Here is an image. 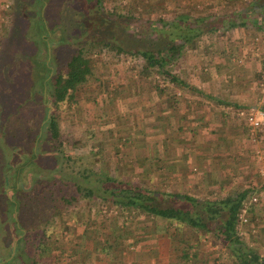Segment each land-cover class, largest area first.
<instances>
[{
    "label": "rangeland",
    "instance_id": "1",
    "mask_svg": "<svg viewBox=\"0 0 264 264\" xmlns=\"http://www.w3.org/2000/svg\"><path fill=\"white\" fill-rule=\"evenodd\" d=\"M245 1L100 0L98 5L89 0H18L21 5L17 6L16 3L15 7L22 9L25 17L36 12L34 25L29 27L31 30L28 33L35 31L41 35H36L31 43L23 38L15 46L17 51L6 47L8 53H4L3 57L8 62L3 64L0 83L9 84L10 91L0 86V97H5L6 105L12 101L17 103V98L27 95L26 76L30 74L32 77L34 70L25 71V62L33 52H38L39 59H45L42 37L49 50L47 55L52 60L53 75L54 72L61 74L66 71L64 64L68 55L65 54V47H74L75 42L81 43L82 53L90 64V73L76 90L74 101L69 105L63 103L60 107L58 121L63 152L73 155V160L83 162L94 172L102 170L118 179L138 182L151 189L168 192L183 190L213 197L249 185L244 198L246 219L236 222V230L245 244L264 256V173L259 171V151H264V124L251 137L243 117L237 114L239 108L233 104L264 109V29H258L251 23L218 30L205 29L193 38V42L183 44L167 63L172 73L187 82L188 85L183 88L167 82L168 88L159 91L166 84L165 80L160 79L158 73L153 76L143 74L140 54L130 55L127 52L132 48L163 47L168 36L161 31L160 22H171L180 12L187 13L193 19L231 13L232 10L240 11ZM14 3L15 0H0V44L9 38L22 39L23 34L17 31V25H28L24 15H19L18 20L13 15ZM42 16L46 22L41 25L38 21ZM78 16L80 19L75 18ZM193 19L190 23L194 25ZM77 29L81 35L74 41L73 32ZM59 36L63 37L62 42L58 40ZM104 42H115L123 49H113ZM175 42H180V39L176 38ZM32 43L39 46L38 51ZM13 65H20L21 75L19 72L16 75L18 80L10 76ZM178 93L195 107L186 109L181 105L183 109L178 111V106H171L168 99V116L162 117L167 120L165 132L168 135L163 137L159 115L150 112L166 101L163 97ZM148 95L156 105L154 111L147 108ZM21 98L19 101H22ZM219 99L226 102H219ZM43 104H36L37 112L33 110L29 114L25 113L26 107H22V102L17 111H13L12 107L11 111L15 117L21 116L18 121L30 124L33 120L39 121ZM6 109V106L3 110L0 108V118L2 111H8ZM170 110L183 116L179 118L178 114H170ZM5 115H2L3 119ZM176 118L180 123L178 128L174 123ZM3 121V124L0 122V131H6L7 141L2 142L3 137H0L1 157L8 152L6 145L16 143L17 149L21 148L17 140H22L20 144L23 145L27 141L23 137H13L11 129H7L10 122H6V119ZM36 125L35 130L41 128L38 122ZM229 139L232 140L230 146ZM174 142L180 144L181 152L175 150ZM166 143L174 144L168 150L160 147ZM169 159L171 162L165 164ZM195 159L198 160L194 162ZM228 162L235 164L232 166ZM4 190L9 191L10 187L5 186ZM52 190V195L49 191L43 193L44 197L41 195L40 200L45 201H40L42 205H36V208L43 210L38 217H31V213L25 209L21 244L27 249L22 255L31 254V246L44 223L42 220L50 217L53 203L60 202L58 197L61 193L55 188ZM251 195L256 196L255 201H250ZM142 221L160 226L159 229L168 234L170 245L176 246L173 247L175 249L179 250L187 242L191 243L186 249L190 255H214L217 259L212 260L214 264H236L226 245L210 233L196 234L193 228L185 224L174 225L172 221L157 216H136L133 211L120 209L107 200L82 195L78 196L76 204L62 205L58 214L50 218L44 227L49 232L44 241L50 249V264H69L70 255H83L81 252L86 250L85 245H90L95 255V249L102 243L105 245L109 243H106L108 240L112 242L118 239L115 227L119 230L118 227L140 224ZM3 227V223H0V231L4 232ZM96 227L97 234H92L93 241L81 243V235L84 236L85 231L95 232ZM11 233L18 238L17 232Z\"/></svg>",
    "mask_w": 264,
    "mask_h": 264
},
{
    "label": "trees",
    "instance_id": "2",
    "mask_svg": "<svg viewBox=\"0 0 264 264\" xmlns=\"http://www.w3.org/2000/svg\"><path fill=\"white\" fill-rule=\"evenodd\" d=\"M89 1L98 5L100 3V0ZM16 3L17 6L20 4L18 0H15L14 7ZM17 6L12 13L14 16H17L18 20L19 15L22 16L24 14L21 13L22 9L17 8ZM241 13L244 14L241 15ZM34 15H36L35 11H33L30 17H25L24 15L28 23L26 27L24 25L20 26L19 23L18 27L15 26L18 29L17 31H21L23 34V37L20 35L22 39L15 38L14 40L13 38H9L6 39L5 43L2 41L0 44V75L3 64L5 65L8 62L6 58L4 59L5 56L3 57L4 53H8L6 50L7 46L13 51H17L18 48L15 46L19 45L23 38L25 41L31 43L36 38V35H41L40 32L36 33L33 30V32L28 33L34 25L33 20L34 18L36 19ZM75 18L80 19L79 16ZM190 18V15H187V13L180 12L175 16L173 21L160 22L161 31L165 32L168 36L167 40L163 43V47L156 49H126L130 55L140 54L143 61L140 65V70L143 74L153 76L154 73H158L160 79L165 80V86H161L159 91L168 88L167 82L175 83L179 88L188 85L184 79L177 77L170 71L167 63L180 51L183 44L193 42V38L205 29L218 30L238 24L247 25L250 23L258 29H264V0H246L240 11L232 10L231 13ZM92 19L93 23H95V17ZM192 19L195 22L194 25L190 23ZM38 22L41 25L42 22L44 24L46 22L44 16ZM92 29L94 30V24L92 25ZM37 30L39 31V26H37ZM46 35L44 34V36ZM73 35L74 41H77L81 35L80 30H75ZM176 38L180 39V42H175ZM58 40L62 42L63 37L59 36ZM85 41L87 42V40ZM36 43L32 44L38 51L39 46ZM75 43H77L76 46L71 47L67 45L66 49H64L65 54L68 55L64 64L66 71L61 74L54 72L53 75L52 60L50 61L47 55L49 54V50L46 48L45 38L42 37V47L45 48V59H39L38 52H33L29 54L28 61L25 62L27 63L25 71H29L31 68L32 71L34 70L32 77L30 74L29 77L26 76L29 88V92L25 93L27 95L22 96V98L20 97L22 101H19L20 98H17V103L12 101L6 105L4 104L5 97H3L4 99L0 97V108L3 110L6 106L7 112L10 113L8 115L6 111L1 110L3 114H7L4 117L6 122H10L7 125V129H11L13 137L27 139L26 145L20 144L22 140H17L19 142L18 147L21 148L16 149V143L6 145L9 148L7 154L4 153L2 157L0 156V223L4 225V232L0 231V264H50L52 262L50 249L44 241L49 232H46V228L44 227L47 226L50 218L58 214L59 208L62 205L67 207L76 204L79 195L107 200L120 209L133 211L136 216L141 214L157 216L172 221L174 225L185 224L193 228L196 234L199 232L210 233L219 242L226 245L231 256L234 257L236 264H264V256L258 254L245 244L235 230L239 207L246 197L249 185L234 191L228 190L224 195L213 197L194 195L183 190L168 192L156 188L151 189L147 186H141L138 182L133 183L130 180L118 179L102 170L94 172L83 162L73 160V155L63 152L58 121L60 107L63 103L69 105L74 101L76 90L90 73V64L82 53L81 43ZM104 44L112 46L116 50L123 49L122 45L115 42H104ZM33 54L35 56H32ZM19 66L13 65V71L10 72V76L13 75L12 77L15 79H17L16 75H18V72L19 76L21 75ZM23 77L25 76L23 75ZM0 86L7 87L8 91H10L9 84L1 82ZM176 95H172L169 100L171 106L174 107L175 104L176 107L178 102L185 107L189 105V102L185 98H181L182 96L179 93ZM218 101L226 102L221 99ZM21 102L22 107H26V114L31 113L33 110L37 112L36 104L41 105L42 102L44 103L41 107L42 114H40L39 121L36 119L27 124L22 120V122L18 121L21 116H13L11 107L13 111H17ZM233 104L237 108L244 107L237 103ZM2 113L0 118L1 124L5 120L2 117ZM178 115L179 118L183 116L180 113ZM37 122L41 128L36 129V131L34 127L37 126ZM243 128L246 131L245 126ZM1 136L3 137L2 142L7 141L5 139L6 131H0ZM40 146L41 148H39ZM41 149L43 150L41 151ZM77 176H81L82 178L78 179ZM70 185H73V187L69 188ZM5 186H9L10 190L5 191ZM52 188L61 193L58 197L60 202L59 204L53 203L50 217L42 220L44 223L39 230L38 238L33 243V246H31V254L29 256L22 255V252L27 249L23 243L21 244L24 235L21 225L26 220L24 218L25 209H28L31 217H38L39 213L43 210L36 208V205H42L40 201H45L44 199H42L43 201L40 200L41 195L44 197L43 193H47V191H49L50 195L54 193ZM118 228L119 230H124L122 226ZM125 229H127L126 226ZM12 231L18 233L17 239L12 236ZM109 245L108 243L103 246L104 252L108 253ZM185 245L186 248L184 247ZM185 245L181 246L179 250L183 252V258L188 256L186 249L191 246V243L185 242Z\"/></svg>",
    "mask_w": 264,
    "mask_h": 264
},
{
    "label": "crops",
    "instance_id": "3",
    "mask_svg": "<svg viewBox=\"0 0 264 264\" xmlns=\"http://www.w3.org/2000/svg\"><path fill=\"white\" fill-rule=\"evenodd\" d=\"M177 96V95H174ZM149 100L147 103V108L150 110H153L156 108V105H153V102L150 100L151 96H146ZM171 97H168L167 95L163 97V100H166L164 103L159 104L154 112H150L153 115H159L161 125L160 131L161 136L164 137V135H168L166 130L167 126V120L166 118H162L165 116H168V99ZM187 100V99H186ZM188 102V100H187ZM180 102L177 103L178 111L183 107H180ZM183 106V105H182ZM180 107V108H179ZM195 106L192 105V103L189 102V105L186 107V109L193 108ZM177 108V107H174ZM158 109V110H157ZM177 110V109H176ZM179 114L175 113L174 111L170 110V114ZM193 113V110H192ZM163 123V125H162ZM174 123L177 125V128L179 127L180 123H178V119L174 121ZM174 126V125H173ZM163 134V135H162ZM230 136V135H226ZM213 138V137H212ZM213 140H215L213 138ZM178 141V140H177ZM232 140L229 139L228 146L231 145ZM162 143V140L161 142ZM175 150L181 152L180 144L177 145V142H174ZM174 143H171L172 145ZM171 144L166 143L164 146L161 144V148L166 147L167 150L171 149ZM214 146V144H213ZM227 152V151H226ZM178 158L176 159L175 163L177 162ZM188 160L191 162V159L188 158ZM198 159H195L194 162H196ZM168 162H171L169 159L165 162L167 164ZM172 162H174L172 160ZM193 162V163H194ZM192 163V162H191ZM198 163V162H197ZM229 165L235 164L234 162H228ZM242 164V162H240ZM239 166H237L238 168ZM197 169V168H196ZM163 227V225H161ZM160 227V226H159ZM158 225L154 223L153 225H149L146 221H142L139 223L131 224L130 226H127V229L125 227H122L124 230H118L117 227L114 228L115 231H118L117 235L118 239L116 241L110 242L108 240L106 243H110L109 247L111 249L108 253H104L103 246L104 243H102L101 246L95 249L96 253L94 255V252L91 251L92 247L90 245H85L86 248L85 251L82 250L81 254L83 255H70L69 264H214L212 261L213 259L216 261V257L214 255H190L188 253V256L186 258H183L182 255L183 252L179 251L178 249H175L171 246V239H169L168 234H166L162 229H159ZM161 230V231H160ZM92 234H97V227L95 229V232L93 230V233L86 232L84 236L81 235V243L85 242L86 240L90 243L92 239ZM128 248H134V249H127ZM87 251V252H86ZM99 253L104 255H98ZM89 254V255H86ZM112 254V255H111ZM207 262V263H206Z\"/></svg>",
    "mask_w": 264,
    "mask_h": 264
},
{
    "label": "built area",
    "instance_id": "4",
    "mask_svg": "<svg viewBox=\"0 0 264 264\" xmlns=\"http://www.w3.org/2000/svg\"><path fill=\"white\" fill-rule=\"evenodd\" d=\"M237 114L244 118V121L248 127L249 135L253 137L254 132L262 127L264 124V109L261 107H256L253 105H250L248 107H242L237 109ZM259 171L260 173H264V151H259ZM256 196L251 195L250 201H255ZM245 204L246 202L243 200L241 206L239 207L238 211V221H244L246 218L244 216L245 211ZM235 230H236V224H235ZM237 232V230H236Z\"/></svg>",
    "mask_w": 264,
    "mask_h": 264
}]
</instances>
